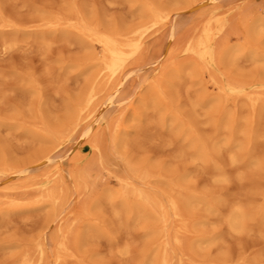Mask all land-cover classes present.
I'll use <instances>...</instances> for the list:
<instances>
[{"label": "rangeland", "instance_id": "374dc122", "mask_svg": "<svg viewBox=\"0 0 264 264\" xmlns=\"http://www.w3.org/2000/svg\"><path fill=\"white\" fill-rule=\"evenodd\" d=\"M164 247L264 264V0H0V264Z\"/></svg>", "mask_w": 264, "mask_h": 264}, {"label": "bare ground", "instance_id": "6f19581e", "mask_svg": "<svg viewBox=\"0 0 264 264\" xmlns=\"http://www.w3.org/2000/svg\"><path fill=\"white\" fill-rule=\"evenodd\" d=\"M205 37H209V31L206 32ZM197 50H198V52L200 53L201 56H203V57H208L209 56L208 50L205 47H203V46H201L199 44H198ZM115 62H116L115 57H112L110 59L109 63L106 64V67H108L109 70H112ZM228 87L230 89L236 88V86H233L232 84H228ZM94 94H95V90H94V87H93V88H91L90 92L88 93L87 100H89L91 98V96L94 95ZM193 201H195V200H193ZM171 205H172V207L174 209L177 208V204H176V202L174 200L171 201ZM161 219L163 221L165 220V217H164L163 214L161 216ZM241 220H242L241 211L237 210L235 212V215L231 218V223L236 225V224H239ZM25 264H27V263H25ZM161 264H169V258H168V255H167L165 247L163 249L162 256H161Z\"/></svg>", "mask_w": 264, "mask_h": 264}]
</instances>
